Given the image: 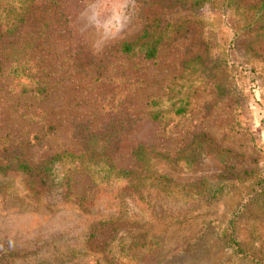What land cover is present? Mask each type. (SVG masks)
Here are the masks:
<instances>
[{"label":"rangeland","instance_id":"rangeland-1","mask_svg":"<svg viewBox=\"0 0 264 264\" xmlns=\"http://www.w3.org/2000/svg\"><path fill=\"white\" fill-rule=\"evenodd\" d=\"M196 1L0 0V264L264 259V0Z\"/></svg>","mask_w":264,"mask_h":264},{"label":"trees","instance_id":"trees-1","mask_svg":"<svg viewBox=\"0 0 264 264\" xmlns=\"http://www.w3.org/2000/svg\"><path fill=\"white\" fill-rule=\"evenodd\" d=\"M227 2H230V0H197L196 4L200 5V6H202V5H213V6H216V7H222ZM24 19H25V15L24 16H19V18L17 20H15L14 22L11 23V25H19V23H22L24 21ZM124 49L127 50V51L128 50H132V48H129V47H126ZM150 50L152 51V55H153L155 47L153 45H151ZM154 116H155V118L157 117V115H154ZM137 155L140 158L141 155H142V152L141 151H139V152L137 151ZM24 166L25 165H23L22 167H24ZM46 169H47V167L45 166L43 171L46 172L47 171ZM112 172L115 175H117V174H124V175H128V176L132 175V172H130V171L115 170V168L111 170L109 175H111ZM25 173H27L28 175H31V176H34V174H35L34 169L30 168V167L26 168V172ZM253 179H255V183L256 184L264 185V179L261 176L256 175ZM139 185H140V183H136L134 186L138 189ZM101 223H104V222L101 221ZM222 235H223V237L227 238V240H229V242L233 245L232 248H234V250L237 253H240L241 255L250 258L251 260H253L257 264H264V259L261 256V254H259L258 252H255V251H246L239 244V241L236 238V233H235L234 218H232L231 221L228 222V224L226 225Z\"/></svg>","mask_w":264,"mask_h":264}]
</instances>
